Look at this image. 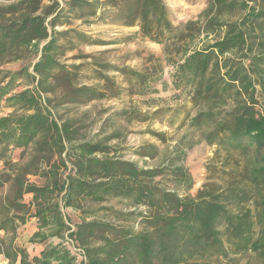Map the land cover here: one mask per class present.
Masks as SVG:
<instances>
[{"label": "trees", "instance_id": "obj_1", "mask_svg": "<svg viewBox=\"0 0 264 264\" xmlns=\"http://www.w3.org/2000/svg\"><path fill=\"white\" fill-rule=\"evenodd\" d=\"M66 1L70 12L79 11L78 18L92 16L102 22L111 18V23L119 25L140 22L144 34L157 40L174 34V47L181 55L174 62L173 86L194 91L193 102L201 111L192 125L204 140L222 150L249 153L242 159L243 172L257 193L256 210L251 208L243 214L231 210L227 204L237 201L236 195L225 194L222 185L216 183L196 197H181L156 178L190 189L193 179L183 166L171 160L161 169L140 168L134 162L106 156L108 148L101 144L77 143L73 158H69L76 174L63 180L61 170L67 169L63 153L75 133L69 124L59 125L51 118L40 103V93L52 95L57 106L99 97L97 89L78 86L59 61L63 53L60 36L73 32L78 39H91L78 30H55L58 24H65L64 17H72L62 10L57 12L59 3L42 6L43 0H21L0 6V66L37 56L40 44L50 37L47 19L55 16L49 23L51 38L34 67L39 76L37 90L9 95L21 75L33 78L27 67L0 79V107L4 99L16 107L12 114L0 118V158L16 150H22L21 158H28L24 163L6 161L7 170L0 173V229L11 235L0 246V253L13 263L20 256L21 264H73L69 254L56 246L42 258L29 260L14 245L18 224L25 222L30 212L23 203L26 193H34V199L41 202L36 214L48 215L50 236L64 232L59 204L51 201L53 195L65 191V204L77 208L85 198L102 202L113 197L151 210L144 215L151 228L139 233L99 220L78 225L76 237L86 249L88 264H253L251 257L211 259L223 248V223L234 233L230 242L237 252H259L264 262V0H211L201 18L188 23L178 35L173 32L163 0ZM39 11L40 16H36ZM197 39L203 43L201 48L191 46ZM52 97L48 103L53 102ZM157 136L162 139L163 134ZM109 139H120V134ZM142 150L143 157L158 154L154 145ZM32 174L46 177L48 187L40 189L28 183ZM252 217L260 226L256 236L253 224L249 225ZM39 237L45 236L36 232L31 236L33 241Z\"/></svg>", "mask_w": 264, "mask_h": 264}, {"label": "rangeland", "instance_id": "obj_2", "mask_svg": "<svg viewBox=\"0 0 264 264\" xmlns=\"http://www.w3.org/2000/svg\"><path fill=\"white\" fill-rule=\"evenodd\" d=\"M20 1L0 0V6ZM54 2L59 3L57 12L62 10L63 14H72L71 18L64 17L65 24H58L55 30H78L91 39H78L73 32L60 36L59 45L63 46V53L59 56L60 64L65 65L66 70L72 73V79L78 86L95 88L100 94L92 100L57 106L58 103L52 95L40 93V103L50 111L51 118L56 119L59 125L69 124L71 131L75 133V139L71 143L66 142L63 153V158L67 160V169L61 170L63 180L66 181L70 175L76 174L75 165L69 158H73L77 143L101 144L108 148L106 156L134 162L140 168L161 169L171 160L183 166L193 179L190 189L176 187L170 180H161V177L156 178V182L161 181L163 187L176 191L181 197H196L208 185L216 183L222 185L225 194H235V199L240 202L234 200L227 204L231 210L238 214L251 208L256 210L257 193L245 179L243 172L242 159L249 153L245 155L239 150H222L219 145H211L204 140L201 132L192 125L193 119L201 111L193 102L194 91L176 89L173 86L174 62L181 55L174 47V34L168 33L157 40L144 34L140 22L119 25L111 23V18L106 22L97 21L92 16L78 18L79 11L70 12L66 0H43L42 6ZM210 2L211 0H163L173 32L178 35L188 23L198 21ZM40 14L39 11L36 16ZM99 14L100 12L97 16ZM54 16L47 19L50 37L40 44L37 56L31 60H17L0 66V79L4 74L12 75L25 67L34 78L33 80L29 76L21 75L10 96L27 89L37 90L39 76L34 67L42 56L41 49L53 33L49 23ZM200 39L193 41L191 46L201 48L203 43ZM8 80L9 78L5 83ZM50 97L53 99L52 103L47 102ZM15 110L16 107L7 105L4 99L0 107V118L9 116ZM159 133L163 134L162 139L157 136ZM115 134H120V139H109ZM149 145H154L158 150L155 158L142 156L145 152L143 147ZM21 154L22 150H16L11 154L7 153V158H0V173L7 170L6 161L27 162L28 158H21ZM99 156L105 157L102 154ZM45 169L48 171V167ZM27 179L28 183L37 188L48 187L47 178L40 174L28 175ZM7 189L8 186L5 194ZM223 190L220 189V192ZM65 193L63 191L53 195L54 199L51 201L59 204L65 224L63 233L52 236L48 215L39 217L36 214L39 211L37 205L41 202L34 199V193L24 195L23 203L30 208V212L26 221L18 224L14 245L24 251L29 260L42 258L50 247L56 246L69 254L73 264H88L86 249L76 237L78 225L84 221H104L136 233L151 228L144 218V215L151 212L146 206L135 207L127 199L111 197L102 202L85 198L80 208H77L65 204ZM31 223L32 226H29ZM254 223L257 221L252 217L249 225L253 224L256 236L260 226ZM221 228L223 248L213 253L212 260L219 258L228 261L251 257L253 264H264L259 252H237L230 242L234 236L233 231H227L225 223ZM34 232L42 233L45 237L33 241L31 236ZM10 237L9 233L0 229V246ZM97 244L101 245V242ZM0 264H21V257L13 263L4 253H0ZM155 264H160V261Z\"/></svg>", "mask_w": 264, "mask_h": 264}, {"label": "crops", "instance_id": "obj_3", "mask_svg": "<svg viewBox=\"0 0 264 264\" xmlns=\"http://www.w3.org/2000/svg\"><path fill=\"white\" fill-rule=\"evenodd\" d=\"M29 226H32V223H31V225H29Z\"/></svg>", "mask_w": 264, "mask_h": 264}]
</instances>
